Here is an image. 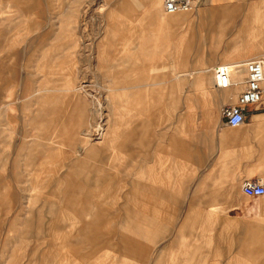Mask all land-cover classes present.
<instances>
[{"label": "rangeland", "instance_id": "374dc122", "mask_svg": "<svg viewBox=\"0 0 264 264\" xmlns=\"http://www.w3.org/2000/svg\"><path fill=\"white\" fill-rule=\"evenodd\" d=\"M123 1L134 0H0V264H144L126 263L116 250L121 234L118 221L127 213L129 183L161 185L160 161L175 170L173 156L163 152L172 146L168 142L173 122L188 113L189 105L192 110L194 106L204 109L212 98L202 83L196 84L197 96L189 99L187 91L193 82L176 80L177 67L165 58L168 51L157 52L154 64L153 35L174 27L166 23L172 14L164 11L163 0H154L140 16L122 10ZM151 13L153 20L144 19ZM181 13L185 20L177 26L198 24L195 12ZM206 24L210 30L207 50L218 51L230 36V23L219 9H206ZM135 42L140 43L137 52L132 48ZM128 58L141 67L140 80L136 71L132 82L117 78L130 65ZM162 80L169 82L159 83ZM138 84L141 88H129ZM160 88L164 98L155 105L151 94ZM137 90L146 91L142 109L130 104ZM108 123L116 124L113 146L90 171L79 175V154L106 131ZM126 133H131L130 140ZM124 143L129 145L127 152L118 148ZM89 156L94 160L92 153ZM74 177L91 186L96 178L112 181L106 197L96 191L89 195L94 204L101 200L108 213L106 228L112 231L105 242L81 241L76 254L73 223L81 216L57 213L66 207ZM82 202L79 198L78 204ZM263 205L264 196L250 202L249 208L256 213L245 217L250 223L260 222L262 230ZM161 207L169 209L161 216L170 214L174 226L149 245L150 259L156 260L168 247L162 264L197 262L198 258L181 261L188 257L181 239L191 237L180 236L178 226L194 210H179V203ZM228 210L232 209L224 212ZM202 232L199 227L195 233ZM236 232L237 238L245 235ZM241 242L236 240L238 246ZM198 244L202 243L193 242L191 248ZM209 250L206 247L205 253ZM214 258L209 264H226L224 257Z\"/></svg>", "mask_w": 264, "mask_h": 264}, {"label": "crops", "instance_id": "0c3cea01", "mask_svg": "<svg viewBox=\"0 0 264 264\" xmlns=\"http://www.w3.org/2000/svg\"><path fill=\"white\" fill-rule=\"evenodd\" d=\"M200 1L198 9L192 11L196 13L198 24L189 28L179 27L177 24H182L185 17L181 12L172 13L166 23L174 27L168 29L167 33L159 32L157 36L153 35L151 45L154 64L157 62V52L168 51L169 55L165 58L171 67H177L176 80L180 78L188 83L193 82L192 90L190 88L187 91L189 99L197 96L196 84L205 83V93L208 92L212 98L211 105L204 109L194 106L193 110L189 105L188 113L173 122V136L168 142L172 143V146L168 149L166 147L163 152L166 156H173L175 170L160 161L157 165L162 181L159 187L148 184L147 181H130L128 202L125 205L127 213L125 219L118 221L121 234L120 243L116 245V250L127 259L126 263L128 260H135L144 264H162L168 247H164L158 258L152 261L149 257V245L158 237L164 236L169 227L174 225H171L170 214L161 216L162 212L169 209L158 206L179 203V210H194L193 214L188 215L178 225L181 227L180 236L191 237V240L181 239L188 256L181 261L198 258L193 264H209V260L214 257H224L226 264H264V230L261 229L260 222L253 224L245 220V217L256 213L248 204L257 199L242 191L244 180H264V95L256 105L247 106L246 119L242 125L230 127L223 120L221 109L224 105L238 102L240 93L245 89L246 74L239 73L236 77L238 85L228 88L223 94L218 92L220 90L217 89L214 74L218 65L236 64L264 57V0ZM153 4L154 0H134L123 1L119 6L134 16H140L144 8H151ZM206 9H219L221 17L230 23V36L224 38L222 45H217L218 51L214 52L207 50L206 33L210 30L206 24ZM144 19L153 20L154 15L151 13ZM132 45L137 52L140 43L135 42ZM161 60L160 54L159 61ZM126 61L130 65L122 74L117 75V78L132 82V72L136 71L140 80L141 67L136 59L128 58ZM167 82L169 81H159L161 84ZM131 87L141 88L139 84L129 86ZM162 94L163 88L152 92V103L160 104L164 98ZM131 97V107L139 104L142 109L147 99L146 91L137 90ZM115 125L108 123L106 131L97 135L94 143L88 145L84 153L79 154V175L90 171L93 163L101 160L105 152L111 149L116 136ZM131 137V133H126V140ZM118 148L126 152L130 149L125 143L120 144ZM88 153L94 155V160L90 159L92 156L88 157ZM106 158L110 159V156ZM148 179L150 177L145 178ZM70 180L72 189L67 193L69 200L65 204L66 207L57 213L74 212L81 216L80 220L73 223L76 240H72V243L76 245V254L81 241L105 242L107 234L112 231L106 228L108 213L101 200L94 204L89 199V195L95 191L106 197L112 181L96 178L92 188L87 181L77 180V177ZM79 198L84 202L78 204ZM226 209L232 210L224 212ZM172 210L175 211L176 208ZM198 210H206L208 214L196 212ZM217 213L220 215L214 216ZM164 219L166 222H163ZM199 227L203 229L201 234L195 233ZM237 230L245 235L237 238ZM237 239L242 241L239 246ZM193 242L202 244L194 246L193 249ZM206 247L211 249L207 253Z\"/></svg>", "mask_w": 264, "mask_h": 264}, {"label": "built area", "instance_id": "2783aa9c", "mask_svg": "<svg viewBox=\"0 0 264 264\" xmlns=\"http://www.w3.org/2000/svg\"><path fill=\"white\" fill-rule=\"evenodd\" d=\"M200 0H163L164 11L167 14L195 11L200 6ZM245 73V89L240 93L236 104L224 105L221 115L230 127H239L246 119V108L256 105L263 98L264 57L236 64H222L214 69L217 88L228 89L238 85L236 75ZM242 191L253 198L264 196V180L246 179L242 183Z\"/></svg>", "mask_w": 264, "mask_h": 264}, {"label": "bare ground", "instance_id": "6f19581e", "mask_svg": "<svg viewBox=\"0 0 264 264\" xmlns=\"http://www.w3.org/2000/svg\"><path fill=\"white\" fill-rule=\"evenodd\" d=\"M238 75H239V74H237L236 77H237ZM217 89H218V88H217ZM218 90H220V89H218ZM220 91H223V90H220Z\"/></svg>", "mask_w": 264, "mask_h": 264}]
</instances>
